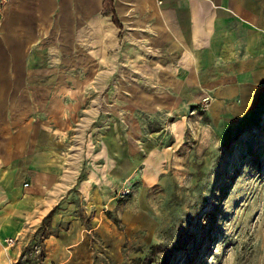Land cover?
<instances>
[{"label": "crops", "instance_id": "1", "mask_svg": "<svg viewBox=\"0 0 264 264\" xmlns=\"http://www.w3.org/2000/svg\"><path fill=\"white\" fill-rule=\"evenodd\" d=\"M263 83L264 0H8L0 12V264H17L47 215L41 264H91L90 234L115 236L120 158L116 146L110 157L99 150L83 170L75 141L90 121L84 109L116 122L124 102L154 112L171 99L179 106L180 93L228 99ZM115 130L107 137L117 139Z\"/></svg>", "mask_w": 264, "mask_h": 264}, {"label": "rangeland", "instance_id": "2", "mask_svg": "<svg viewBox=\"0 0 264 264\" xmlns=\"http://www.w3.org/2000/svg\"><path fill=\"white\" fill-rule=\"evenodd\" d=\"M179 96L154 112L124 102L117 123L84 109L83 170L113 146L121 170L115 236L90 234L91 264H264V83L228 99Z\"/></svg>", "mask_w": 264, "mask_h": 264}, {"label": "trees", "instance_id": "3", "mask_svg": "<svg viewBox=\"0 0 264 264\" xmlns=\"http://www.w3.org/2000/svg\"><path fill=\"white\" fill-rule=\"evenodd\" d=\"M49 219L47 215L42 222V225L37 229L35 237L25 246L21 253L20 259L17 261V264H41L40 259L42 258V252L36 254L32 253V247L34 245H40V243L48 237V233L45 230V223Z\"/></svg>", "mask_w": 264, "mask_h": 264}, {"label": "built area", "instance_id": "4", "mask_svg": "<svg viewBox=\"0 0 264 264\" xmlns=\"http://www.w3.org/2000/svg\"><path fill=\"white\" fill-rule=\"evenodd\" d=\"M8 0H0V12L2 11L3 7H4V4L7 2ZM7 243L11 244L12 243V239H7L6 240ZM39 252V246L38 245H34L32 247V253L33 254H36Z\"/></svg>", "mask_w": 264, "mask_h": 264}]
</instances>
